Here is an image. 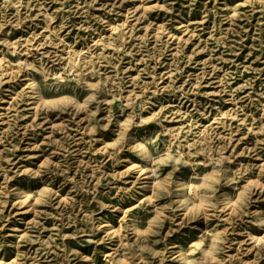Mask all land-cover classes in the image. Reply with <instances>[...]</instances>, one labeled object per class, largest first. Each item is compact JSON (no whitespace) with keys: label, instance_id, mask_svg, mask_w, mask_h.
Returning a JSON list of instances; mask_svg holds the SVG:
<instances>
[{"label":"rangeland","instance_id":"374dc122","mask_svg":"<svg viewBox=\"0 0 264 264\" xmlns=\"http://www.w3.org/2000/svg\"><path fill=\"white\" fill-rule=\"evenodd\" d=\"M0 264H264V0H0Z\"/></svg>","mask_w":264,"mask_h":264}]
</instances>
